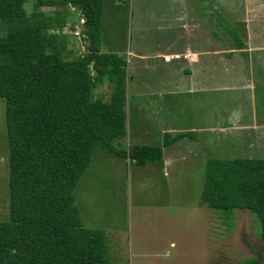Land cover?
Listing matches in <instances>:
<instances>
[{"label":"trees","instance_id":"16d2710c","mask_svg":"<svg viewBox=\"0 0 264 264\" xmlns=\"http://www.w3.org/2000/svg\"><path fill=\"white\" fill-rule=\"evenodd\" d=\"M103 4L0 0V97L9 151L0 264H106V232L83 224L75 195L93 150L144 165L160 161L163 148L193 137L192 131L164 132L156 146H114L126 136L127 61L101 51ZM71 6L85 17L88 45L82 55H71L67 35L49 31L74 19ZM105 79L106 101L93 95ZM199 203L254 214L261 247L242 264H264V158H208Z\"/></svg>","mask_w":264,"mask_h":264},{"label":"rangeland","instance_id":"374dc122","mask_svg":"<svg viewBox=\"0 0 264 264\" xmlns=\"http://www.w3.org/2000/svg\"><path fill=\"white\" fill-rule=\"evenodd\" d=\"M219 3L216 0L217 46L236 47L243 40L241 12L238 15L243 10L242 5L235 3L237 12L229 16V6L223 4L220 7ZM207 5L211 6L209 0ZM25 6L30 12L32 2H27ZM159 6L164 7V17L172 15L167 18L171 21L175 12H170L175 7L173 0H104L101 51L103 48L108 52H116L123 48L118 53L127 61L130 45L141 51L150 49L153 37L159 36L158 33L162 31V27L152 30L151 26L162 24L163 21L157 22L155 18L160 12L151 16L145 13V7H150L154 12ZM41 9L50 13L56 10L50 6ZM257 27L263 32L264 20L257 22ZM263 36L258 37L256 43L264 42ZM67 38L72 49L71 55L86 52L88 41L76 47V44H72L71 36ZM249 59L253 61L252 66L246 62V57H241L244 64L248 65L246 75H242L236 69L238 67L231 70L216 69L213 72L214 91L195 92L189 97L182 93L177 98H170L165 111L168 119L178 120L181 125L192 122L196 125L210 118L209 122L215 121L218 126L233 109L241 110L236 116L239 118L243 111L239 109L238 92L234 86L237 79L243 81L246 78L255 83L257 96L254 107L248 105L244 108V116L250 119L254 113L257 121L262 123L264 50L254 52ZM129 68L136 77L133 82L127 83L125 89L128 98L126 136L115 140L114 146L127 149L130 145H159L162 140L157 141L152 135L146 138L144 129L152 125L153 118L160 116L161 100L156 95L139 96L142 92L139 82L142 79L149 80L150 69L148 65L142 64L135 70L134 58L130 57V62L126 64L127 80L130 78ZM107 86L105 79L97 85L93 95L108 100L110 89ZM204 95L208 97V103H212L209 104L211 116L207 118L201 117L207 99ZM173 101L176 105H170ZM5 105L4 98L0 97V220L8 219L9 215V151ZM136 105L144 108L142 111H146L145 115L148 116L139 123L137 118L143 113L141 110L137 112ZM193 133L194 138H182L163 148L165 156L177 158L173 171L167 174L155 165L161 160L144 165L130 164L123 157L93 150L91 162L76 186L75 195L84 224L106 232V264H242L244 259L258 256L261 247L260 224L254 214L239 208L232 212L214 210L200 204L199 200L207 159L264 158V128L259 132L254 129L253 132L240 131L239 139L236 140L231 134L222 132L214 133L213 136Z\"/></svg>","mask_w":264,"mask_h":264},{"label":"crops","instance_id":"0c3cea01","mask_svg":"<svg viewBox=\"0 0 264 264\" xmlns=\"http://www.w3.org/2000/svg\"><path fill=\"white\" fill-rule=\"evenodd\" d=\"M173 1L175 7H172L170 12H175L173 13L171 21L167 18H170L172 15L170 17H164L162 12L163 6H159L160 10L158 7L154 12L150 7H145V13L151 16H155L156 13L160 12L155 18L157 22L163 21L162 24L159 23L151 26V28L153 27L152 30H157L156 28L162 27V31L158 33L159 36L153 37V45L150 49L141 51L130 45L127 50V61L130 62V57L134 58L135 70L139 69L142 64H145V66L148 65L150 69L148 73L150 76L149 80L142 79L143 81L139 82L140 90L142 91L139 96L155 97L154 95H156L161 100L159 103V107L162 109L161 114L152 119V125L144 129L146 131L144 135H146V138L152 135L154 139H158L157 141H159V139L162 140L164 132L176 134L192 131V133L199 132L204 136L222 132L231 134L233 139L236 140L239 139L240 131L253 132L254 129V131L259 132L264 128V121H261L262 123L258 122L256 114L254 113L250 118L251 120L244 116V108H247L248 105L254 107L257 96L255 83L248 81L246 78L243 81L242 79H237V84L234 86V90L238 92L239 109L243 111L242 116L239 118H236V116L239 115L238 113L241 110L233 109L229 111V116L222 123L218 124V126L215 121L209 122L210 118L207 117L212 111H210L209 104L211 105L212 103H208V97L206 95H204V97H207L206 105L201 114L203 116L201 117L207 118V121L202 122L203 124L195 125L192 122L191 124L186 123L187 125H181L178 120H169L165 111L168 106V100L172 97L177 98V95H181L182 93L188 94L189 97L190 94L195 92L208 93L210 90L214 91L213 79L215 75L213 72L218 68L231 70L234 67H238L239 69H236L242 75H246L248 65L246 66L244 64L245 61L241 60V57H246V62L252 66L251 63L253 61L249 58H252L254 52L264 50V42L256 43L255 41L258 37L260 38L264 35V31H260L257 27V22L264 20V0H219L220 7H223V4L229 6L227 9L229 16L237 12L235 10V3L242 5L243 10L239 11L238 15L241 12L240 23L242 24L241 34L243 40L239 41L236 47L217 46V38L215 35L216 0H209L211 6L207 5L208 0ZM103 19L102 16V32L104 29ZM257 30L260 32H257ZM225 34L227 35L228 32H225ZM107 48L111 49L109 46ZM122 50L123 48L118 51ZM108 51L102 48V52ZM118 51L115 53H118ZM165 55H170L171 58L165 60ZM132 72L133 70L131 71L129 68L128 76L130 75V78L127 80L126 85L127 83L133 82L136 77L134 76L135 73ZM127 105L128 98L126 97L125 113L127 112ZM170 105H176L175 101L171 102ZM142 109L144 108L136 105L137 112L141 110L143 113L138 116V123L141 119L148 118L145 115L146 111L143 112ZM135 137L137 138V136ZM162 159L161 162L155 165L160 167L164 174L173 171L176 163L175 159L177 158L172 155L165 156L163 149ZM127 161L129 160L127 159ZM129 163L131 164L132 162ZM84 225L87 226V224Z\"/></svg>","mask_w":264,"mask_h":264},{"label":"built area","instance_id":"2783aa9c","mask_svg":"<svg viewBox=\"0 0 264 264\" xmlns=\"http://www.w3.org/2000/svg\"><path fill=\"white\" fill-rule=\"evenodd\" d=\"M71 10L75 13V20H68L64 26H62L60 29H55L54 32L71 36V38L73 39L72 44H76L77 47L82 42L88 41V35L85 32V28L83 25L85 22L84 16L73 7L71 8ZM78 55H82V53H78ZM170 58V55L164 56L165 60H169Z\"/></svg>","mask_w":264,"mask_h":264},{"label":"clouds","instance_id":"9594fccd","mask_svg":"<svg viewBox=\"0 0 264 264\" xmlns=\"http://www.w3.org/2000/svg\"><path fill=\"white\" fill-rule=\"evenodd\" d=\"M72 7H73V6L70 7V10H71ZM73 8H75V7H73ZM75 9H76V8H75ZM77 11H79V10L77 9ZM71 12L74 14V19H73V20H75V17H76V16H75V13H74L72 10H71ZM79 13L81 14L80 11H79ZM82 15H83V14H82ZM83 16H84V15H83ZM84 19H85V17H84ZM67 21H68V20H67ZM65 24H66V23H65ZM65 24H64V25H65ZM84 24H85V22H84ZM84 24H83V25H84ZM64 25H63V26H64ZM60 28H61V27H60ZM60 28H52V29H50L49 31H50L51 33H56V32H54V30H55V29H60ZM84 28H85V26H84ZM85 31H86V30H85ZM57 34H60V33H57ZM77 55H78V54H77Z\"/></svg>","mask_w":264,"mask_h":264}]
</instances>
